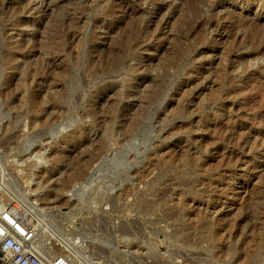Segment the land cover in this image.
<instances>
[{
  "label": "rangeland",
  "instance_id": "rangeland-1",
  "mask_svg": "<svg viewBox=\"0 0 264 264\" xmlns=\"http://www.w3.org/2000/svg\"><path fill=\"white\" fill-rule=\"evenodd\" d=\"M31 189L95 264H264V0H0V205Z\"/></svg>",
  "mask_w": 264,
  "mask_h": 264
},
{
  "label": "built area",
  "instance_id": "built-area-1",
  "mask_svg": "<svg viewBox=\"0 0 264 264\" xmlns=\"http://www.w3.org/2000/svg\"><path fill=\"white\" fill-rule=\"evenodd\" d=\"M40 237V221L25 203L0 205V264H82L78 255L61 249L54 237L41 239L47 250L40 251Z\"/></svg>",
  "mask_w": 264,
  "mask_h": 264
},
{
  "label": "bare ground",
  "instance_id": "bare-ground-1",
  "mask_svg": "<svg viewBox=\"0 0 264 264\" xmlns=\"http://www.w3.org/2000/svg\"><path fill=\"white\" fill-rule=\"evenodd\" d=\"M133 125L134 124L131 123V122L128 123L127 127L123 130V135L124 136H127V134L129 133V128L132 127ZM58 131L59 130L56 131V134H58ZM107 157L108 156H105L104 157V159H103V161H102L101 164H103L105 161L108 160ZM40 160H41V157H40ZM119 163H120L119 164L120 167L121 166L126 167L127 171L131 167L130 161L128 160L127 157L124 159V162L123 163H121V161ZM101 166H103V165H101ZM100 169L101 168H99L98 170L100 171ZM77 173L75 171L69 173V179H70V181L73 180L75 177H77ZM93 175H94V173L90 174V176L86 180H84V182H78V181L75 182L74 188L71 189L72 192L70 193V196H71V199H73V200L76 201V204H79L80 202H84V201L87 200V197L88 196L86 195V192L88 191V189L90 188V186H92V183L91 182H93V180H94L92 178ZM7 184L12 189V187H13L12 182H9ZM51 186L54 188V190L56 189L58 191H63V190H65L67 188L68 185H67V183H59V184L58 183H55V184H52ZM17 194H18V197L17 196L16 197L19 199L18 201H22L31 210H33V212L36 214L38 220L40 221V225H41V237H40V240H39V245L41 247V250L40 251H43L44 252V251L47 250V246H45L44 244H42V240L41 239H45V238L46 239H49V238H51V235H53V233H55L54 235L59 238L60 242L64 245V248L68 249L73 254H76L78 256L80 255L79 256L80 258H82V256H83L87 260H91V262H93V264H95L94 263L95 261H93L94 260L93 257L90 256V255H88V254H86L85 249H83V248H85V246L84 247H81V245H79V242H82V241L85 242V240H87L88 242H92V243L94 242V243H99V244L101 243L102 244V243L105 242V241H103V238L102 237H98L97 235L95 237H89V236H87L88 234L86 235L84 233H75V234H73L72 232H65L64 229H63V227L61 226V222L62 221L59 218H57L55 215H53L50 212H48L45 209L46 208L45 206H40L39 205V203H38V196H40V195H39V192L38 191H33V189H31V191L29 193H25L24 191L21 190V191H18ZM46 198L48 199V196H46L45 199ZM92 202H94V204H95V205H92L93 206V209L94 208H97V206H98L97 205V201L92 200L91 203ZM74 216H75L74 214L73 215H69V217H72V218ZM72 218L67 219L65 223H68L72 227H76L74 221H72L73 220Z\"/></svg>",
  "mask_w": 264,
  "mask_h": 264
}]
</instances>
